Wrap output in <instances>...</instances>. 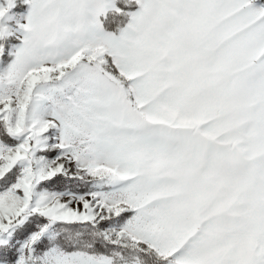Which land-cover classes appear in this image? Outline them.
I'll return each mask as SVG.
<instances>
[{"label":"snow or ice","instance_id":"6c2138e0","mask_svg":"<svg viewBox=\"0 0 264 264\" xmlns=\"http://www.w3.org/2000/svg\"><path fill=\"white\" fill-rule=\"evenodd\" d=\"M0 3V264H264V0Z\"/></svg>","mask_w":264,"mask_h":264},{"label":"rangeland","instance_id":"374dc122","mask_svg":"<svg viewBox=\"0 0 264 264\" xmlns=\"http://www.w3.org/2000/svg\"><path fill=\"white\" fill-rule=\"evenodd\" d=\"M2 2L3 0H0V3ZM10 14L15 16V19L11 22L13 26L16 25L17 21L25 23L26 20L23 19V17L27 14V5L22 4L21 0H17V7H15Z\"/></svg>","mask_w":264,"mask_h":264}]
</instances>
